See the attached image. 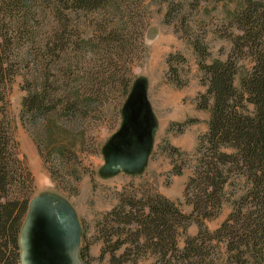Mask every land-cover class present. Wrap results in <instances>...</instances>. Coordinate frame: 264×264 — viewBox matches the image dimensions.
<instances>
[{
	"label": "rangeland",
	"instance_id": "1",
	"mask_svg": "<svg viewBox=\"0 0 264 264\" xmlns=\"http://www.w3.org/2000/svg\"><path fill=\"white\" fill-rule=\"evenodd\" d=\"M122 3L124 11L116 6L62 10L60 23L67 24L58 31L65 36L56 39L51 22L39 23L38 37L52 32L50 42L36 39L30 54L13 62L14 77L2 87L0 120L10 126L31 176L20 189L29 199L58 198L74 209L82 228V264H163L158 247L148 245L143 231L135 241L133 230L123 225L125 211L118 208H140L156 195L187 216L173 228L176 248L197 239L195 244L209 253L208 234L224 221L231 205L225 201L211 207L208 202L214 201L203 183L188 188L187 183L196 174L210 116L212 98L207 96L205 106L202 97L207 89L202 65L232 57L237 83L251 64L248 50L234 49L232 42V32H238L232 14L239 0ZM131 82L133 108L145 113L137 122L122 110ZM38 86L51 98L40 113L22 104ZM80 93L86 97L70 110L62 97L75 101ZM232 191V186L223 188V201ZM116 208L120 212L114 215ZM49 232L39 236L45 264H61L60 245L49 243ZM122 239L126 243L114 249ZM173 255L176 260L177 252ZM31 258L38 264V252Z\"/></svg>",
	"mask_w": 264,
	"mask_h": 264
},
{
	"label": "trees",
	"instance_id": "2",
	"mask_svg": "<svg viewBox=\"0 0 264 264\" xmlns=\"http://www.w3.org/2000/svg\"><path fill=\"white\" fill-rule=\"evenodd\" d=\"M108 6L121 8L123 3L122 0H0V101L4 98L2 87L14 77L13 62L28 56V48L35 46L36 39L45 38L40 43L43 45L50 42L52 32L38 37L36 29L40 24L51 22L55 38L62 39L65 35L58 30L61 24L65 27L67 24L60 23L62 10L105 11ZM232 17L238 28V32H232L233 47L244 52L248 50L251 64L244 72L240 71L237 83L238 73L233 69L232 57L202 65L207 73V89L202 97L205 106L207 96L212 98L208 105L210 116L207 133L201 141L204 142L199 144L201 157L196 174L187 183V188L203 183L206 196L214 201L208 202L211 207L219 208L225 201L231 205L224 221L208 234L210 244L207 247L212 251L208 253L201 243L195 244L197 239L194 244L193 240H186L182 250L176 248L173 228L181 225L187 216L181 212L177 214L172 202L164 197L156 195L140 208L135 204H126L129 210L122 205L118 207L125 211L127 220L123 225L133 230L135 241H140L143 231L150 242L148 245L158 247L163 264H264V0H239ZM132 82L126 96L132 91ZM125 83L128 87L126 80ZM85 97L80 93L73 101L64 95L62 101L71 104L70 110H73ZM47 98L51 99L38 86L28 91L22 104L40 113ZM45 108L48 110V105ZM3 111L0 103V112ZM30 182L31 176L18 151V143L3 118L0 120V264L20 263L19 235L30 200L20 185L24 188ZM229 186L233 191L223 201V188ZM195 201L200 204V200ZM198 206L194 203L195 209ZM116 210L114 215L120 212ZM114 243L116 249L126 241ZM216 247L218 252L214 253ZM174 252H177L176 260ZM83 257L85 255L80 252V258Z\"/></svg>",
	"mask_w": 264,
	"mask_h": 264
},
{
	"label": "water",
	"instance_id": "3",
	"mask_svg": "<svg viewBox=\"0 0 264 264\" xmlns=\"http://www.w3.org/2000/svg\"><path fill=\"white\" fill-rule=\"evenodd\" d=\"M133 88L125 99L122 110H127L132 117L131 120L137 122L138 117L144 116L145 113L141 108L136 111L133 108L132 98L136 97ZM115 166L121 167L119 164ZM43 231H48V234L51 231L53 240L49 243L57 242L60 245L61 264H82L79 257L81 227L74 209L63 200L40 195L29 200L25 219L21 226L19 235L20 264H32L31 254L35 252H38V264H45L47 257L39 242V236ZM65 257L68 258L64 262Z\"/></svg>",
	"mask_w": 264,
	"mask_h": 264
},
{
	"label": "flooded vegetation",
	"instance_id": "4",
	"mask_svg": "<svg viewBox=\"0 0 264 264\" xmlns=\"http://www.w3.org/2000/svg\"><path fill=\"white\" fill-rule=\"evenodd\" d=\"M79 224H80V221H79ZM80 227H81V224H80ZM81 232H82V228H81ZM79 257H80V248H79Z\"/></svg>",
	"mask_w": 264,
	"mask_h": 264
}]
</instances>
